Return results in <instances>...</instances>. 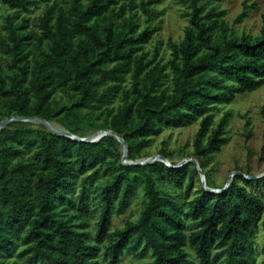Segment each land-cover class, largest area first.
Returning a JSON list of instances; mask_svg holds the SVG:
<instances>
[{
  "label": "trees",
  "instance_id": "16d2710c",
  "mask_svg": "<svg viewBox=\"0 0 264 264\" xmlns=\"http://www.w3.org/2000/svg\"><path fill=\"white\" fill-rule=\"evenodd\" d=\"M42 1L48 4L36 36L21 11ZM156 1L0 0L14 10L5 18L7 33L0 34V51L9 55L7 67L0 61V122L18 115L54 121L64 112L103 108L122 94L123 103L108 110L102 128L125 138L129 159H139L165 126L200 118L193 157L205 170L225 143L231 116L228 111L215 124L212 108L264 83V27L258 35L234 34L218 20L224 11L208 8L215 0H188L190 23L180 42L171 41L172 57L163 63L158 50L152 57L144 51L156 31ZM34 38L42 55H32ZM168 67L171 88L165 86ZM59 89L71 96L62 104L55 98ZM261 111L264 117V105ZM11 123L0 130V259L22 244L18 253L26 264H103L102 254L108 264H118L127 251L152 255L147 263L133 264H257L264 199L239 177L223 192L202 186L194 195L195 162L178 168L162 161L126 164L114 136L79 141L31 126L10 128ZM101 175L106 179L95 185L101 214L90 241L87 221L74 218L89 211L90 186ZM164 181L185 188L184 200ZM140 185L146 196L141 215L112 230L114 214L128 209Z\"/></svg>",
  "mask_w": 264,
  "mask_h": 264
},
{
  "label": "rangeland",
  "instance_id": "374dc122",
  "mask_svg": "<svg viewBox=\"0 0 264 264\" xmlns=\"http://www.w3.org/2000/svg\"><path fill=\"white\" fill-rule=\"evenodd\" d=\"M138 4L143 0H135ZM128 2V1H127ZM123 2L118 4L121 6ZM47 2L42 1L39 4L31 6L30 10H22L21 16L29 18L28 30L33 32L36 36L41 34V18L46 10ZM154 7L159 11L158 16L153 20L152 25L156 28L153 37L145 44L144 51L149 53L152 57L156 50L159 51L158 59L163 63H167L172 57L171 41L180 42L184 35L186 27L190 23L189 12L191 11L188 0H158L154 3ZM216 7L218 11H224L219 17V22H225L229 28L234 31V34L241 35L243 33H250L253 35L260 34L264 27V0H215L208 4V8ZM14 10L9 8L6 4L0 2V34H6L5 18L8 14L13 13ZM142 27L146 26L145 15L138 9ZM245 14L241 19L240 15ZM216 18V17H215ZM18 18L17 20H19ZM220 30V29H218ZM29 47L32 50V55H42L39 41L34 38ZM47 48V43L43 44ZM0 61L3 67H7L9 55L0 51ZM169 77L166 79L165 86L171 88L172 86V71L168 67ZM126 88L131 87V78L128 77ZM70 92L64 89H59L56 94V100L62 104L70 98ZM123 103L122 94H119L112 103L103 107L74 113L64 112L59 119L54 120L63 127L74 130L76 134L81 136H88L96 131L103 129L102 124L107 116L108 110L115 111ZM264 105V83L257 88L238 94L234 100L228 103H220L215 105L210 111L213 114L215 124H217L226 112H231L230 120L226 126L224 138L225 143L222 149L213 154L212 159L202 172L199 170L195 174V193L205 186L204 174L206 180L210 179L208 185L213 188H223L231 174L234 171H241L247 175H259V182L246 183L240 176L245 174L237 173L234 178H238L240 183L246 184L251 190L258 193L264 199V117L262 115V107ZM23 126H31L37 129L53 131L48 126L40 122L28 121H14L10 124V128H19ZM200 128V118L193 120L185 126L171 127L165 126L160 133H154L151 136L150 144L141 150L139 158H146L149 156H156L165 152L167 157L173 164H179L189 157H193L194 140L196 133ZM118 153L123 154L125 151L124 144L117 139L114 146ZM167 165V164H166ZM196 165H192L194 169ZM89 169L87 173H90ZM249 178V176H247ZM106 179L105 175L96 178L93 186H90L91 203L88 212H80L74 218L76 222L87 221V231L90 232V241L95 240V235L98 230V221L101 214L100 195L96 189L97 184ZM172 194L178 199L184 200L185 188L176 187L173 183L164 181L162 183ZM79 184L73 196L77 197L81 191ZM146 196L143 186H139L133 199L124 213H115L111 229L114 230L123 227L128 220H137L141 215ZM76 212V209H71ZM191 222V219H188ZM195 227L192 225L191 228ZM23 248L20 244L18 249L0 259V264H26L25 260L19 256V251ZM264 226L261 225L257 233V264H262L264 261ZM187 250L190 251L191 256L196 258L195 250L188 245ZM103 264H108L104 258V254L100 256ZM151 253L142 256L136 251H127L118 264H133L136 262L147 263L151 260ZM217 264H225L219 262Z\"/></svg>",
  "mask_w": 264,
  "mask_h": 264
},
{
  "label": "water",
  "instance_id": "95a60500",
  "mask_svg": "<svg viewBox=\"0 0 264 264\" xmlns=\"http://www.w3.org/2000/svg\"><path fill=\"white\" fill-rule=\"evenodd\" d=\"M20 120H22V121L34 120L35 122H40V123L48 126L49 128H51L56 133L66 135V136H68V137H70L72 139L79 140V141L98 142L106 135L114 136L115 138L120 140L125 146V151H124V154H123V162L126 163V164L143 165V164H148V163H152V162H155V161H162V162H164L165 164H167L170 167L178 168V167L184 166L185 164H187L189 162H195L197 164L199 170L201 172L203 171V168L201 167V165L199 163V160L197 158H195V157L186 158L185 160H183L179 164H173L169 160L168 157H166L165 155H163L161 153L156 155V156H149V157H146V158H139V159H136V160L129 159V156H128L129 155V146H128L127 141L125 140V138L123 136L119 135L113 129H100V130L96 131L95 133L90 134L88 136H81L79 134H76V133L72 132L71 130H69V129L65 128V127L54 126L51 123V121L48 120V119H45V118H42V117H38V116L18 115V116L9 117V118H6V119L2 120L0 122V130L3 127L7 126L9 123H11L13 121H20ZM237 173L245 174V173H243L241 171H234L231 174L227 184L223 188H213V187L209 186L208 183H207V180H206V175H205V173H203L204 174V183H205L204 187L206 189L210 190V191H213V192H223V191H225L226 189L229 188V186L233 182L234 177H235V175ZM245 176L246 177L249 176V178H259L260 177L259 175H247V174H245Z\"/></svg>",
  "mask_w": 264,
  "mask_h": 264
},
{
  "label": "bare ground",
  "instance_id": "6f19581e",
  "mask_svg": "<svg viewBox=\"0 0 264 264\" xmlns=\"http://www.w3.org/2000/svg\"><path fill=\"white\" fill-rule=\"evenodd\" d=\"M26 121H28V122H35L34 120H26ZM51 123L54 125V126H59V127H63L61 124H59V123H57V122H55V121H51Z\"/></svg>",
  "mask_w": 264,
  "mask_h": 264
}]
</instances>
